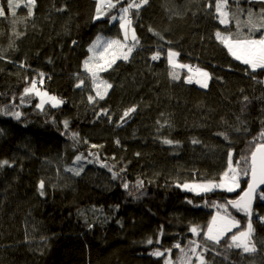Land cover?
Here are the masks:
<instances>
[{
    "label": "trees",
    "instance_id": "trees-1",
    "mask_svg": "<svg viewBox=\"0 0 264 264\" xmlns=\"http://www.w3.org/2000/svg\"><path fill=\"white\" fill-rule=\"evenodd\" d=\"M0 5L7 11L6 0ZM95 7V0H36L26 21L24 7L14 26L10 11L0 18V109L22 113L19 120L0 115V161L12 165L0 169V264H164L165 257L151 255L154 250L172 249L177 259L180 251L173 245L188 244L191 225L207 226L213 202L236 199L247 187L244 176L232 193L215 189L197 195L177 186L218 180L229 150L235 163L264 130V71L250 73L215 38L218 30L235 33V22L219 23L214 0H148L138 15L132 13L139 44L128 61L117 60L101 73L113 87L104 100L90 104L82 72L88 46L100 34L123 38L118 20L93 19ZM262 7L259 0H229L242 22L248 10L258 15ZM168 48L180 53V63L210 71L208 89L185 83L186 69L179 70V80L169 77ZM157 50L162 55L153 61ZM39 73L44 78L38 87L64 100L58 108L45 105L41 112L36 97L20 103ZM77 73L86 81L83 89L75 87ZM133 106L136 111L121 122ZM101 109L111 121L97 115ZM78 155L82 159L74 163ZM68 168L82 171L63 173ZM57 170L63 179L53 187ZM41 179L44 196L38 192ZM230 209L244 228L247 217ZM253 209L264 217L259 198ZM253 227L255 253L227 249L222 241L209 245L208 264H264V222L255 215Z\"/></svg>",
    "mask_w": 264,
    "mask_h": 264
},
{
    "label": "snow or ice",
    "instance_id": "snow-or-ice-1",
    "mask_svg": "<svg viewBox=\"0 0 264 264\" xmlns=\"http://www.w3.org/2000/svg\"><path fill=\"white\" fill-rule=\"evenodd\" d=\"M259 2L264 5V0H259ZM95 3L96 7L93 19L100 20L107 16L110 18L109 22L118 20L119 27L123 32V38L113 39L97 35L88 46L87 51L89 55L82 62V72L86 75L87 81L89 82L90 92L87 100L90 104L104 100L109 90L113 87L111 83L103 78L101 73L111 69L117 60L122 59L128 61L134 49L139 44L135 29L132 28V13L133 9H135L138 15L140 8L146 5L148 0H127L126 3L125 0H95ZM35 4L36 0H6L7 11L3 5H0V18H7V12L10 11L12 16L11 22L14 26L17 22V10L21 7L27 9L26 21L27 18H31L34 15L33 9ZM207 7L212 8L213 4L209 3ZM214 9L216 18L221 25L227 26L234 21L236 27L235 33L228 32L225 34L219 30L216 31V40L227 49L231 57L246 65L250 69V73H255L257 70L264 71V7L260 9L258 15L248 10L246 19L243 22L235 14L231 13L229 0H214ZM113 10H116L117 14H112ZM241 14H243V10H241ZM149 31L153 30L150 28ZM258 32L260 35L257 38L256 33ZM154 35H157L161 40L164 39L160 33L154 32ZM76 43V41H73L74 45ZM161 55V51L157 50L151 56V59L157 61ZM179 55L180 53L178 51L172 48L167 49V63L170 69L168 73L169 77L174 81L179 80V70L186 69L188 74L184 78L185 83H196L201 88H207L210 74L199 67L179 63L177 60ZM3 58V56H0V59ZM21 67H24V65H21ZM80 75V73L76 74L77 83L75 87L83 89L86 86V81L85 79H81ZM39 76V81L32 79L30 85L23 89L19 98L20 103H29L33 97H36L39 102L35 104V107L41 112L45 110V105L58 108L64 103V100L50 95L47 91L38 87V84H43L44 73H39ZM253 78L255 79V77ZM244 101H248L247 96L244 97ZM12 107L16 108L18 105L13 104ZM135 111V106L126 109L120 117L121 122H124L125 118L129 117ZM101 114L109 116V121H111V116L108 114L107 109H101L97 113L98 116ZM0 115H9L19 120L22 113L19 111H9L8 107L5 106L3 109H0ZM157 123L160 122L158 121ZM63 125L67 131L69 121H63ZM78 135V133L73 132L71 138L78 142ZM220 135H224V138L226 140L228 139L226 134L221 133ZM116 143L119 144V141L117 140ZM163 143L173 144L174 142L170 139H164ZM193 143H198V141L193 140ZM92 147L95 148L97 145H92ZM89 155L96 156L97 161H99L98 154L90 152ZM81 159L82 155L76 156L74 163L79 162ZM242 164L243 167H241ZM5 166L11 167L12 165L8 160L0 161V169ZM101 166L109 167L107 164H102ZM67 171L79 175L82 169L68 168ZM109 171H112L111 167H109ZM121 171H124V169H121ZM117 175L118 173L113 172V178H116ZM242 176L248 177L247 187L241 191V194L236 199L227 200L223 204L213 202L212 206L217 211L208 222L206 229L200 225L190 226L189 231L191 234L194 237H200V239L189 240L187 246H182L179 242L173 245V248L179 249L181 253V256L178 257L179 264H193V258H195V264H208L205 259V253L212 250L209 245L219 246L222 241L227 249H239L241 250V254L255 253L257 251L254 241L255 229L252 218L255 215L260 222H264V217H260L253 209V202L257 198L264 202V130L250 142L248 155L241 156L240 160L235 161V163L233 161V152L229 150L227 168L220 174L218 180L185 183L177 186L183 187L187 191L194 192L197 195L202 193L207 194L215 189H222L232 193L240 189ZM142 186L143 181L138 180L137 187ZM123 187L128 189L129 185L124 183ZM38 192L40 196L45 195V181L43 179L39 181ZM188 202L192 203V201ZM229 208L235 209L247 217V224L244 228H241L240 221L232 215ZM234 229L236 231H233ZM147 243L152 244L153 240L149 239ZM156 243H160V241L157 240ZM185 247H187V250H185ZM171 252L172 249H164L163 251L156 249L151 255L165 257L164 264H172Z\"/></svg>",
    "mask_w": 264,
    "mask_h": 264
},
{
    "label": "rangeland",
    "instance_id": "rangeland-1",
    "mask_svg": "<svg viewBox=\"0 0 264 264\" xmlns=\"http://www.w3.org/2000/svg\"><path fill=\"white\" fill-rule=\"evenodd\" d=\"M132 28H134L133 27V25H132ZM136 32V31H135ZM100 36H103V37H106V38H110V37H107V36H104V35H101L100 34ZM113 39H115V38H113ZM177 60L179 61V57L177 58ZM179 63H180V61H179ZM196 67H199L200 69H203L204 71H206V72H208L209 74H210V79H211V73H210V71L208 70V69H206V68H204V67H201V66H199L198 64L196 65ZM210 79L208 80V87H209V84H210ZM198 85V84H197ZM199 86V85H198ZM200 87V86H199ZM208 87L207 88H203V89H208ZM42 90H44V91H47V90H45V89H43V88H41ZM48 92V91H47ZM49 93V92H48ZM50 95H54V94H51V93H49ZM94 94V93H93ZM55 96V95H54ZM66 170L67 169H63V173H65L66 174ZM62 179H63V176L61 175V173L59 172V170H57V172H56V174L54 175L53 174V176L51 177V182H52V186L53 187H56V186H58V184H59V182L60 181H62ZM191 183H194V182H191ZM183 185V184H182ZM226 201H216V203H220V204H223V203H225ZM214 209H215V212H214V214L216 213V211H217V209L214 207ZM229 211L232 213V215L234 216V213H233V211L229 208ZM235 217V216H234ZM236 218V217H235ZM237 219V218H236ZM203 228V227H202ZM205 229H206V227H205ZM193 239H196V240H199V237H194V236H191L189 239H188V242H189V240H193ZM188 245V244H187ZM187 245H185V246H187ZM182 246H184V245H182ZM178 251H179V249H177ZM185 250H187V247H185ZM198 251H199V249H198ZM181 256V253L179 254V256L178 257H180ZM178 257H177V259H174V258H171V260H172V264H175V261H176V264H179V260H178ZM193 264H195V258H193Z\"/></svg>",
    "mask_w": 264,
    "mask_h": 264
},
{
    "label": "water",
    "instance_id": "water-1",
    "mask_svg": "<svg viewBox=\"0 0 264 264\" xmlns=\"http://www.w3.org/2000/svg\"><path fill=\"white\" fill-rule=\"evenodd\" d=\"M256 200L253 202V208H254V204H255ZM253 219V218H252Z\"/></svg>",
    "mask_w": 264,
    "mask_h": 264
}]
</instances>
